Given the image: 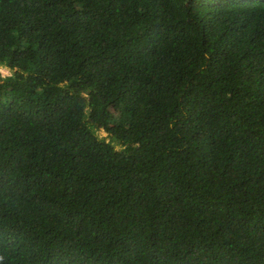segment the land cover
Wrapping results in <instances>:
<instances>
[{"label": "trees", "instance_id": "16d2710c", "mask_svg": "<svg viewBox=\"0 0 264 264\" xmlns=\"http://www.w3.org/2000/svg\"><path fill=\"white\" fill-rule=\"evenodd\" d=\"M0 264H264V0H0Z\"/></svg>", "mask_w": 264, "mask_h": 264}, {"label": "rangeland", "instance_id": "374dc122", "mask_svg": "<svg viewBox=\"0 0 264 264\" xmlns=\"http://www.w3.org/2000/svg\"><path fill=\"white\" fill-rule=\"evenodd\" d=\"M9 75V72L6 71L4 68L0 67V77H6Z\"/></svg>", "mask_w": 264, "mask_h": 264}]
</instances>
